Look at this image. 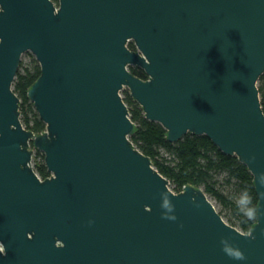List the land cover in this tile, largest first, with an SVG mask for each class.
<instances>
[{
  "label": "water",
  "instance_id": "obj_1",
  "mask_svg": "<svg viewBox=\"0 0 264 264\" xmlns=\"http://www.w3.org/2000/svg\"><path fill=\"white\" fill-rule=\"evenodd\" d=\"M27 51L41 133L21 123L13 90ZM263 73L264 0H0V264H68L82 239L97 258L123 246L130 264H264ZM123 89L167 141L205 135L246 166L257 196L248 232L202 188H170L129 139ZM229 244L246 259L229 258Z\"/></svg>",
  "mask_w": 264,
  "mask_h": 264
},
{
  "label": "trees",
  "instance_id": "obj_2",
  "mask_svg": "<svg viewBox=\"0 0 264 264\" xmlns=\"http://www.w3.org/2000/svg\"><path fill=\"white\" fill-rule=\"evenodd\" d=\"M53 1L57 2V0ZM128 46L131 49L134 48L132 42H129ZM19 67H21V62ZM128 69L142 79L146 77L144 72L137 67L130 66ZM39 73V65L33 59L31 67L25 68L24 71L18 68L13 82V90L20 98L21 123L34 133H41L45 130V124L39 119L32 102L27 97V91ZM257 88L264 113V73L258 79ZM121 96L134 123V130L129 136L130 141L143 154L149 156L159 173L169 180L170 188L176 192L186 185L202 188L206 194L222 204H229L238 218L239 230L248 232L256 221V213L254 218L249 219L242 214L236 202L229 201L216 188L217 177L223 174L229 182H233L232 190L235 194L245 191L250 194L252 205L256 210L257 196L252 176L246 166L240 163L235 156L222 153L205 135L187 133L177 142L167 141L166 130L159 123L149 121L144 117L141 107L130 97L128 90L123 89ZM32 161L33 169L41 179L49 175L41 152L35 150Z\"/></svg>",
  "mask_w": 264,
  "mask_h": 264
},
{
  "label": "flooded vegetation",
  "instance_id": "obj_3",
  "mask_svg": "<svg viewBox=\"0 0 264 264\" xmlns=\"http://www.w3.org/2000/svg\"><path fill=\"white\" fill-rule=\"evenodd\" d=\"M60 244L59 241L56 242V245ZM91 245L92 243L86 239L74 241L75 248L66 250L69 256L67 259L68 264H88L89 261H99L102 264H130V256L128 255V258H126L123 246L115 248L108 247L104 251L99 249L102 251V257L97 258L98 251L95 253L94 249L89 248Z\"/></svg>",
  "mask_w": 264,
  "mask_h": 264
},
{
  "label": "rangeland",
  "instance_id": "obj_4",
  "mask_svg": "<svg viewBox=\"0 0 264 264\" xmlns=\"http://www.w3.org/2000/svg\"><path fill=\"white\" fill-rule=\"evenodd\" d=\"M35 60L34 55L31 52H25L21 56V67L20 71H24L25 68L32 66V60ZM37 62V61H36ZM35 153V150H34ZM33 153V155H34ZM33 160V159H32ZM33 166V161H32ZM218 182L216 183V188L227 197L229 201L236 202V198L239 196V193L235 194L233 189V182H229L223 174L218 175ZM235 189V188H234ZM208 198L214 205L215 209L223 216V219L226 222H232L236 227H238V218L234 214L232 208L229 204H222L219 200L215 199L211 195L207 194ZM239 228V227H238Z\"/></svg>",
  "mask_w": 264,
  "mask_h": 264
},
{
  "label": "clouds",
  "instance_id": "obj_5",
  "mask_svg": "<svg viewBox=\"0 0 264 264\" xmlns=\"http://www.w3.org/2000/svg\"><path fill=\"white\" fill-rule=\"evenodd\" d=\"M259 185L261 187H264V172L259 173ZM236 203L237 207L240 209L243 215H245L249 219L255 217L256 210L255 207L252 205V197L249 193H247L246 191L240 193L239 196L236 198ZM169 211H172V209H169ZM165 218L172 220L176 219L174 215ZM252 238L254 239V237ZM221 250L231 259H246L244 253L238 247L232 246L231 244L223 246Z\"/></svg>",
  "mask_w": 264,
  "mask_h": 264
}]
</instances>
